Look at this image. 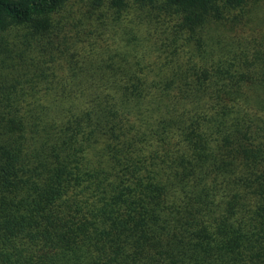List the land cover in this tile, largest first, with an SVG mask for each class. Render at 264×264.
<instances>
[{"label":"trees","instance_id":"16d2710c","mask_svg":"<svg viewBox=\"0 0 264 264\" xmlns=\"http://www.w3.org/2000/svg\"><path fill=\"white\" fill-rule=\"evenodd\" d=\"M0 264H264V0H0Z\"/></svg>","mask_w":264,"mask_h":264}]
</instances>
